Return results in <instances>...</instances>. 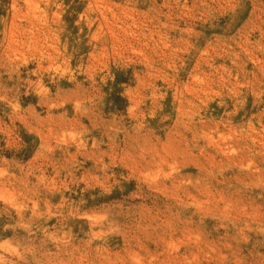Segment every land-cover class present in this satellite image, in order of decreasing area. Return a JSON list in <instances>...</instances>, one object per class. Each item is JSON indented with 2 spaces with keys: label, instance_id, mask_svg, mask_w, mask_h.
Instances as JSON below:
<instances>
[{
  "label": "rangeland",
  "instance_id": "rangeland-1",
  "mask_svg": "<svg viewBox=\"0 0 264 264\" xmlns=\"http://www.w3.org/2000/svg\"><path fill=\"white\" fill-rule=\"evenodd\" d=\"M0 264H264V0H0Z\"/></svg>",
  "mask_w": 264,
  "mask_h": 264
},
{
  "label": "bare ground",
  "instance_id": "bare-ground-1",
  "mask_svg": "<svg viewBox=\"0 0 264 264\" xmlns=\"http://www.w3.org/2000/svg\"><path fill=\"white\" fill-rule=\"evenodd\" d=\"M77 10V9H76ZM79 10V9H78Z\"/></svg>",
  "mask_w": 264,
  "mask_h": 264
}]
</instances>
